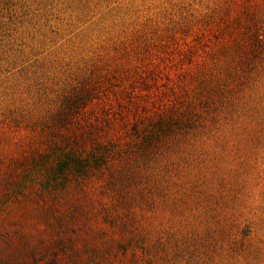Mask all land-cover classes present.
I'll use <instances>...</instances> for the list:
<instances>
[{"label":"rangeland","instance_id":"1","mask_svg":"<svg viewBox=\"0 0 264 264\" xmlns=\"http://www.w3.org/2000/svg\"><path fill=\"white\" fill-rule=\"evenodd\" d=\"M0 264H264V0H0Z\"/></svg>","mask_w":264,"mask_h":264}]
</instances>
